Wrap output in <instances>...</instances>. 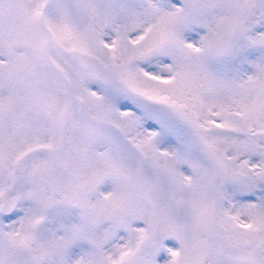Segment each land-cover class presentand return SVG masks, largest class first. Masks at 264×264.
I'll return each instance as SVG.
<instances>
[{
    "label": "snow or ice",
    "instance_id": "6c2138e0",
    "mask_svg": "<svg viewBox=\"0 0 264 264\" xmlns=\"http://www.w3.org/2000/svg\"><path fill=\"white\" fill-rule=\"evenodd\" d=\"M0 264H264V0H0Z\"/></svg>",
    "mask_w": 264,
    "mask_h": 264
}]
</instances>
